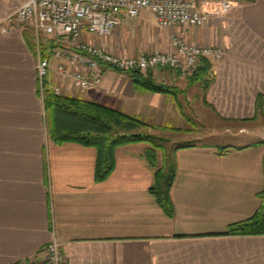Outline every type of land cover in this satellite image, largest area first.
Segmentation results:
<instances>
[{
  "label": "crops",
  "instance_id": "1",
  "mask_svg": "<svg viewBox=\"0 0 264 264\" xmlns=\"http://www.w3.org/2000/svg\"><path fill=\"white\" fill-rule=\"evenodd\" d=\"M28 1L0 0V264H32L54 241L68 264H264V234L224 235L264 202V111L256 112L264 100V0H190L209 13L224 1L236 4L205 26L169 31L145 11L94 40L129 56L171 51L172 32L219 47L224 57L210 61L207 90L166 70L151 78L176 95L145 91L109 68L95 92L61 83L64 96L206 138L175 153L173 218L150 192L156 170L147 145L119 147L114 172L98 183L96 149L51 139L36 53L26 30L6 23Z\"/></svg>",
  "mask_w": 264,
  "mask_h": 264
},
{
  "label": "built area",
  "instance_id": "2",
  "mask_svg": "<svg viewBox=\"0 0 264 264\" xmlns=\"http://www.w3.org/2000/svg\"><path fill=\"white\" fill-rule=\"evenodd\" d=\"M235 4L224 1L209 13L190 0H29L6 23L31 28L39 92L45 101L47 90L64 96L61 83L66 81L76 91H98L105 68L124 74L139 72L144 77L166 70L184 80L193 79L204 60H222L223 49L188 43L176 32L170 34L171 51L137 56L116 55L94 40L111 37L123 18L135 21L145 11L154 16L159 29L169 31L205 26L211 15L226 16ZM54 61L59 63L56 68ZM32 264H68V258L62 245L54 241Z\"/></svg>",
  "mask_w": 264,
  "mask_h": 264
},
{
  "label": "trees",
  "instance_id": "3",
  "mask_svg": "<svg viewBox=\"0 0 264 264\" xmlns=\"http://www.w3.org/2000/svg\"><path fill=\"white\" fill-rule=\"evenodd\" d=\"M29 46L36 53L35 45L26 34ZM211 70L209 60H204L194 81H201L204 90L209 89L213 81L208 74ZM128 75L134 84L145 91L165 92L176 95L172 89L155 88L151 76L144 77L139 72H131ZM40 94V92H39ZM45 111L47 116V127L49 136L58 144L75 143L84 147L94 148L97 151V163L95 169V180L100 183L108 179L114 172L116 166V150L119 147L145 144L147 149L145 155L150 166L156 170L155 185L151 188V194L156 198L168 217L173 218L175 214L174 203L171 192L174 186L177 166L168 157L164 140L157 136L144 133L145 130H158L155 127L137 117L118 111L112 107L98 103L82 100L78 97L56 96L47 90L45 96ZM264 100H257V114H263ZM169 129V128H168ZM171 131H178L170 128ZM186 146L174 149L177 151ZM226 150V149H224ZM162 154V164H159V154ZM264 234V202L256 214L249 220L231 225L224 235L245 236Z\"/></svg>",
  "mask_w": 264,
  "mask_h": 264
},
{
  "label": "rangeland",
  "instance_id": "4",
  "mask_svg": "<svg viewBox=\"0 0 264 264\" xmlns=\"http://www.w3.org/2000/svg\"><path fill=\"white\" fill-rule=\"evenodd\" d=\"M25 30H26V34L28 35V37H30L32 39V37H31V28H26L25 27L24 31ZM32 43H33V39H32ZM43 48H45L44 45H43ZM196 109H195V112L198 113V111H200V110L199 109L196 110ZM137 118H139V117H137ZM45 119H47L46 115H45ZM139 119H141V118H139ZM198 121L199 122H201V121L199 119L196 122L197 128H200L201 125H200V123H198ZM45 122H46V128H47V120H45ZM165 129H166L167 132H165V130L161 131L160 129H158V130H145L143 132L144 133H148V134L153 135V136H157L160 139H163L166 153H167L168 157H170L173 161H174L173 157H174V149L175 148H177L179 146H184V145H200V144H203V143L206 142V138H204V136H201L199 134H195L194 133L193 135H189V133H187L188 136H185V132H182L181 130L171 131L170 128L169 129L165 128ZM200 129H202V128H200ZM161 157H162V154L160 153L159 154V164H160V166L162 164L161 163L162 162V158Z\"/></svg>",
  "mask_w": 264,
  "mask_h": 264
},
{
  "label": "water",
  "instance_id": "5",
  "mask_svg": "<svg viewBox=\"0 0 264 264\" xmlns=\"http://www.w3.org/2000/svg\"><path fill=\"white\" fill-rule=\"evenodd\" d=\"M155 88H159V89H163L164 86L163 85H154Z\"/></svg>",
  "mask_w": 264,
  "mask_h": 264
}]
</instances>
